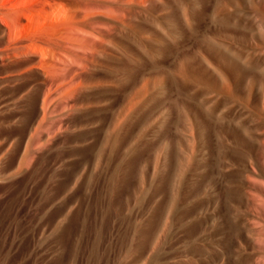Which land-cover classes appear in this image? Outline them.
I'll use <instances>...</instances> for the list:
<instances>
[{"label":"rangeland","instance_id":"1","mask_svg":"<svg viewBox=\"0 0 264 264\" xmlns=\"http://www.w3.org/2000/svg\"><path fill=\"white\" fill-rule=\"evenodd\" d=\"M263 1L0 0V264H264Z\"/></svg>","mask_w":264,"mask_h":264},{"label":"bare ground","instance_id":"2","mask_svg":"<svg viewBox=\"0 0 264 264\" xmlns=\"http://www.w3.org/2000/svg\"><path fill=\"white\" fill-rule=\"evenodd\" d=\"M263 3H264V1H263ZM261 5V4H260ZM256 7V10L258 11V12H262V11H264V8L263 7H261V6H255ZM229 12V11H228ZM203 15V14H202ZM230 16V12L229 13H226L225 14V19H230V18H228ZM231 17V16H230ZM233 18H234V14H233ZM233 18H232V20H233ZM230 21V20H229ZM212 42V41H211ZM214 47V46H213ZM226 56V55H225ZM229 61V60H228ZM234 63V62H233ZM204 66V65H203ZM233 66H235V65H233ZM261 66V65H260Z\"/></svg>","mask_w":264,"mask_h":264}]
</instances>
